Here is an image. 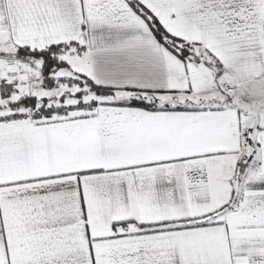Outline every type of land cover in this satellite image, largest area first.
<instances>
[{"label": "snow or ice", "instance_id": "1", "mask_svg": "<svg viewBox=\"0 0 264 264\" xmlns=\"http://www.w3.org/2000/svg\"><path fill=\"white\" fill-rule=\"evenodd\" d=\"M0 264H264V0H0Z\"/></svg>", "mask_w": 264, "mask_h": 264}]
</instances>
